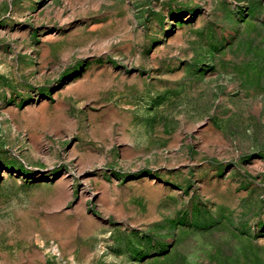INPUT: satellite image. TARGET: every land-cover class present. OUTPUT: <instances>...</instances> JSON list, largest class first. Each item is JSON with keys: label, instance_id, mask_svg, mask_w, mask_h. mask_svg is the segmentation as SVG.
I'll list each match as a JSON object with an SVG mask.
<instances>
[{"label": "rangeland", "instance_id": "374dc122", "mask_svg": "<svg viewBox=\"0 0 264 264\" xmlns=\"http://www.w3.org/2000/svg\"><path fill=\"white\" fill-rule=\"evenodd\" d=\"M0 264H264V0H0Z\"/></svg>", "mask_w": 264, "mask_h": 264}]
</instances>
